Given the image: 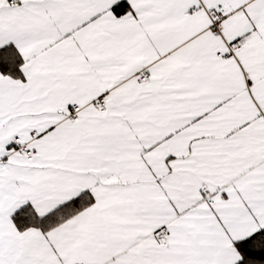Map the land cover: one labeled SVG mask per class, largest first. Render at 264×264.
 I'll return each instance as SVG.
<instances>
[{"label": "snow or ice", "instance_id": "obj_1", "mask_svg": "<svg viewBox=\"0 0 264 264\" xmlns=\"http://www.w3.org/2000/svg\"><path fill=\"white\" fill-rule=\"evenodd\" d=\"M0 264H264V0H0Z\"/></svg>", "mask_w": 264, "mask_h": 264}]
</instances>
